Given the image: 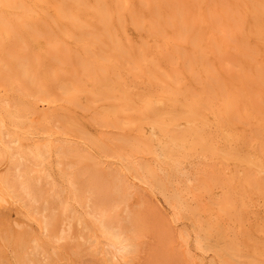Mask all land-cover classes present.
Returning <instances> with one entry per match:
<instances>
[{"label": "bare ground", "instance_id": "bare-ground-1", "mask_svg": "<svg viewBox=\"0 0 264 264\" xmlns=\"http://www.w3.org/2000/svg\"><path fill=\"white\" fill-rule=\"evenodd\" d=\"M83 30L88 33H80ZM131 31L137 33V42L131 35L126 37ZM122 40L124 44L119 45ZM162 54L167 59L154 63ZM158 68H162L158 77L164 88L177 82L173 75L184 77L186 73L187 79L206 85L198 94L201 108L188 107L182 113L185 124L196 123L203 114L208 117L207 125L189 134V151L203 157L219 155L227 163L238 160L247 169L254 167L256 177L264 176V0H0L1 233L5 227L18 229L20 243L27 240L42 248L45 244L25 226L31 222L38 224L43 238L52 241L56 222L45 206L56 192L59 212L69 202L78 208L81 216L77 220L83 222L95 255L106 263L123 261L134 245L118 200L86 186L67 164L61 146L19 144L18 120L23 117L16 111L25 114L27 106L17 94L32 85L41 87L51 104L61 102L59 110L65 113L68 106L81 103L76 95L83 90L91 101L115 92L120 100L131 103L134 99H126L118 83L129 76L134 83L131 73L136 70L147 80ZM234 70L239 72L236 77ZM66 72L72 79L64 78ZM91 76L96 81L93 78L89 86ZM178 92L176 97L160 95L155 103L183 98ZM137 101L141 110L152 105L146 94ZM93 125L98 127L96 121ZM148 130L157 145H166L162 150L177 154L180 148H188L187 142L183 146L172 142L170 134L159 127L148 125ZM241 146L251 150L250 159L240 155ZM51 156L54 164L50 166ZM120 162L127 172L128 165L139 167L129 157ZM45 166L55 168L63 184L58 190L51 180L47 195L37 176ZM261 179L251 187L247 180L236 178L239 189L249 186V194L255 191L264 207ZM162 198L171 207L170 199ZM6 206L20 211L17 222L9 223L4 216ZM171 208L175 223L179 213ZM196 243V250L203 253L202 242Z\"/></svg>", "mask_w": 264, "mask_h": 264}, {"label": "rangeland", "instance_id": "rangeland-1", "mask_svg": "<svg viewBox=\"0 0 264 264\" xmlns=\"http://www.w3.org/2000/svg\"><path fill=\"white\" fill-rule=\"evenodd\" d=\"M80 33L86 34L88 30ZM136 34L127 32L126 37L131 35L137 42ZM123 44L124 40L119 42ZM167 57L162 54L154 63L162 64ZM161 69L153 71L147 80H143L140 70L132 71V79L136 78L134 83L130 76L123 84L118 83L119 88H124L120 93L125 94L126 99H134L131 103L120 100L115 92L91 101L83 90L82 95H76L81 103L68 106L67 113L59 110L61 102L51 104L41 87L32 85L21 90L17 95L26 104L27 113L17 110L15 102L14 109L23 117L18 120L19 144L44 142L54 148L61 146L67 164L86 186L116 197L134 245L120 264H264V207L255 191L249 190V194V186L240 190L236 180L242 177L253 187L262 180L263 174L256 177L254 167L247 169L238 160L227 163L217 157L219 155L203 157L189 151V134L207 125L208 117L203 114L190 125L183 122L182 113L188 107L201 108L198 94L206 85L187 79L189 73L184 77L173 75V81L177 82L170 85L169 91L161 86L158 77ZM238 73L234 70L232 76ZM63 76L72 79L68 73ZM93 78L88 81L89 86ZM178 91L183 93V98L172 103L164 100L155 103L160 95L176 97L181 94ZM144 94L150 97L152 105L141 110L137 100ZM148 125L170 134L172 142L179 146L187 142L188 148H180L177 154H172L168 148L162 150L161 146L166 145H157ZM97 147H101V151ZM240 150L241 156L250 159L251 150L242 146ZM127 157L136 160L139 167L128 165L129 172L122 168L120 159ZM49 164H54L52 156ZM37 176L46 195L51 180L58 190L63 186L60 174L53 167L39 169ZM144 180L150 186L144 184ZM160 194L166 200L169 198L170 206L178 210L177 222L172 223V208ZM50 196L45 207L56 222L54 239L43 238L38 224L27 222L25 226L45 244L37 248L27 240L20 243L17 236L20 230L5 227L4 232H0V264H112L95 255L83 222L77 220L81 216L78 208L69 202L68 208L59 212L56 192ZM3 211L9 223L20 218L16 208L6 206ZM197 240L202 242L203 253L196 250Z\"/></svg>", "mask_w": 264, "mask_h": 264}]
</instances>
